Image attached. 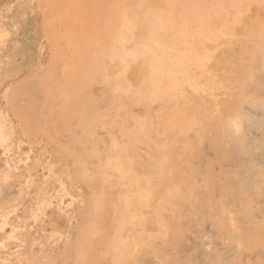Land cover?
Instances as JSON below:
<instances>
[{
  "label": "rangeland",
  "instance_id": "rangeland-1",
  "mask_svg": "<svg viewBox=\"0 0 264 264\" xmlns=\"http://www.w3.org/2000/svg\"><path fill=\"white\" fill-rule=\"evenodd\" d=\"M185 1L0 0V264H264V0Z\"/></svg>",
  "mask_w": 264,
  "mask_h": 264
},
{
  "label": "bare ground",
  "instance_id": "bare-ground-1",
  "mask_svg": "<svg viewBox=\"0 0 264 264\" xmlns=\"http://www.w3.org/2000/svg\"><path fill=\"white\" fill-rule=\"evenodd\" d=\"M186 1H187V2L189 1V2H188L189 5L191 4V0H186ZM186 1H185V4H186L185 7H188L189 5L186 3ZM209 1H210V0H209ZM220 1H224V0H220ZM212 2H213L214 4H213ZM212 2L210 1V2H208V3H209V4L212 3V5H221V6H222V2L220 3V2H218L217 0H215V2H217L218 4L215 3L214 0H212ZM138 3H141V2L138 1ZM212 5H211V6H212ZM186 10H188V9H186ZM189 10H190V9H189ZM189 10H188V12H190ZM184 14H185V13H184ZM146 16H150V17H153V18H155V19H164L163 15L160 14L159 12H157V13H155V14H151V15H150V13L147 12V13H146ZM183 16H184V15H183ZM186 16L188 17V14H187ZM142 17H144V15H142ZM136 53H137V52H134L133 54H134V55H137Z\"/></svg>",
  "mask_w": 264,
  "mask_h": 264
}]
</instances>
